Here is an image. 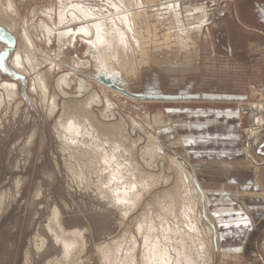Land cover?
I'll list each match as a JSON object with an SVG mask.
<instances>
[{
    "label": "rangeland",
    "instance_id": "obj_1",
    "mask_svg": "<svg viewBox=\"0 0 264 264\" xmlns=\"http://www.w3.org/2000/svg\"><path fill=\"white\" fill-rule=\"evenodd\" d=\"M57 1L16 0L20 17L33 31L37 47L49 56L56 55L61 47L57 36L50 40L45 32L40 34V31H34L39 28L40 20L47 21L44 12L50 7L57 8ZM80 1L95 13L94 18L102 21L121 18L120 11L123 9L115 11L108 0ZM112 1L119 3V0ZM168 5H171L169 9H173L186 26L200 21L198 16L205 18L200 30H192L194 39L191 37L192 45L189 48L195 58L190 65H177L178 62H188L187 59L191 58H187L183 51H180L181 56H175L177 52L173 42H166L163 38L166 26L175 23L167 12ZM144 6L148 25L136 27L137 58L132 60L138 75L125 83L130 92L152 97L146 100L128 98L106 90L105 94L115 104L114 108L102 115L100 111L104 109V102L92 106L96 121L106 125L121 118L124 124L122 127L125 128L126 137L121 140L118 148L116 143L110 141L108 134L99 136V141L105 148L104 159L114 154L119 164V167L115 166L116 170H122L123 173L127 168L138 170L139 173L136 172L132 179L137 177L139 180L143 179V183L144 180L147 181L145 190L139 189V204L132 208L122 207L117 199V195L122 194L123 190L135 192L136 187L127 184L132 181L131 177L125 175V178L113 182L110 178L114 167L104 163L102 156L97 161L91 156L82 155L75 146L68 147L64 142L62 144L55 130L64 100H81L93 91L104 96L102 87L96 81H89L84 75L71 70L74 67L72 60L76 59L85 63L80 67L85 74L97 73L90 52H86L87 38L85 40L76 34L71 45H63L64 53L60 60L63 65L52 68V75L48 79V95L43 102L38 89L37 92L29 90L32 89L31 77L34 75L17 72L10 64L9 59L17 48L15 36L10 34L13 36L12 44L0 36V54L7 53L0 58V94L3 93L2 81L14 82L18 89V96L14 100L3 94L0 102V264H69L66 259L69 257L66 253L69 249L73 250L71 252L78 264H105L104 255L107 250H113L115 245L126 241L129 246L134 236L140 244L139 240L145 230H150L151 235L165 240L169 245L168 240L163 239L162 225L169 223L174 216L173 212H169L170 206L173 205L176 210L184 204L188 205L190 200V197L181 199L178 195L172 199L173 195L169 194L170 188L180 176V168L175 161L190 175L193 174V163L188 161L184 141L186 137L178 133L172 118L190 115L197 108L230 105L238 107L236 100L198 97L203 94L264 100V93L261 91L252 93L253 88L264 89V0H156ZM198 8L202 10L199 11ZM155 10L158 12L154 14ZM52 17L57 22V15L52 14ZM47 22L50 24V21ZM83 22L86 21L77 20L57 27L77 29ZM4 31L3 29L1 33ZM152 50L160 53L156 55V59L166 57L168 62H150L143 66V58H151ZM41 58V55L37 56L38 60ZM49 67H52L50 62L44 60L40 70L45 71ZM117 71L118 69H114L111 75L117 74ZM62 74H69L73 81L70 86H63L65 93L56 89V79ZM80 78L90 86L88 91H78ZM251 95H254L253 98ZM170 98L173 100H165ZM54 99L56 107L50 112ZM239 112L237 111V115L247 116L249 121V125H242L240 133L244 158L254 163L252 155L256 160L254 164L258 166L257 162H264V156L256 153L264 142V122L259 127L249 115ZM159 113L170 125H156L154 115ZM151 137L158 140L156 145L151 143ZM176 138L179 143L175 142ZM86 140L92 142L91 137ZM155 146H160L161 149ZM151 151L153 156L147 154ZM123 165L127 166L126 170ZM99 187L105 188L107 195L103 196ZM115 189L117 191L112 192ZM241 206L247 214L246 205L241 203ZM200 210L202 223L199 226L205 232L206 241L209 243L212 236L215 244V235L209 234L205 227L211 226V222L207 219L204 207L200 206ZM207 211L217 222L208 203ZM55 215H58L59 220L56 221ZM139 225L144 228L143 234L137 232ZM249 237L252 238L249 249L244 254L233 252L240 255V259L230 258L224 261L225 264H264V223L256 227L254 235ZM62 239L68 244L72 242L65 247ZM172 244L175 245L173 242ZM139 249L140 251L136 249V258L141 256V245ZM208 249L210 250L205 246L201 256L194 253L196 264H221L215 246L211 251Z\"/></svg>",
    "mask_w": 264,
    "mask_h": 264
},
{
    "label": "bare ground",
    "instance_id": "obj_2",
    "mask_svg": "<svg viewBox=\"0 0 264 264\" xmlns=\"http://www.w3.org/2000/svg\"><path fill=\"white\" fill-rule=\"evenodd\" d=\"M154 1L156 0H126V1L119 0V3L116 2L114 3L112 0H108V2H110V5H116V7H113L115 11L123 9L122 11H120L121 18L117 17L112 21L111 20L102 21L99 20L98 18H94L95 13L86 6H84L80 0H58L57 8L50 7L48 11L44 12L45 17L47 21H50V24L45 20H40L38 24L39 28L38 29L36 28L34 31V32L40 31V34L41 32L42 33L45 32L48 35V39L50 40L51 37L57 36V40L60 43L61 47L58 48L56 55L49 56L43 53L42 51H40L39 47H37L38 45H36L35 38L33 36V31L29 29V27L20 17L18 10L19 8L16 0H0V26L2 27V28L0 27V36L5 38L3 33H1L4 29L7 33L14 35L17 40L16 41L17 48L14 54L12 55V57L9 59L10 64L12 68L17 72L34 75L33 77H31L33 83L30 86L32 89L29 90H32V92L34 91L37 92L38 89L43 102L46 100L48 95L47 94V87L49 82L48 79L50 78V75H52V68L55 65L62 64L60 60L64 53V51L62 50L63 45L66 44L71 45L74 39L77 37L76 34H78L81 38L85 40L87 38L86 52L87 53L90 52L94 60V66L97 73L93 75L85 74L82 70H80V67L83 66L85 63L81 60H76V59L72 60L74 67L71 68V70H73L74 73H80L84 75V77H86L89 81H96L99 84V86L102 87L101 90L104 92L103 93L104 96L102 97V95L98 94V92L96 93L95 91H93L91 94L85 96L81 100L80 99L79 100L66 99V101L64 100L63 103H61L62 113L55 125V130L58 138L61 139L62 144L64 142V144H67L68 147L75 146L76 149L80 151L82 155L88 157L91 156V158L97 159V161H100L99 157L102 156L101 160L104 163L109 164L111 167H114V169H112V172L114 173L110 178L113 182H118L120 179L125 178V175L127 177L129 176V178L131 177L130 179H132L135 176V173L138 172V170L133 169L134 171H132V169L130 170V168H127L126 170L125 169L127 167L126 165H125L126 167L123 165L124 169L126 170L125 171L123 169L125 171L124 173L122 172V170L121 171L116 170L115 166L119 167V164L117 160L114 158V154L111 156H106V158L104 159L105 148L102 145V143L99 141V136L102 134H108L110 141L113 144L116 143L117 144L116 146L118 148L119 146H121L120 145L121 140H123L126 137L124 131L125 128L123 129L122 127V125L124 124L122 123L121 118L116 122L106 125L99 123L95 119L96 116H94L93 114L94 112L92 111V106L94 104L104 102V109L100 111L102 115L104 113H105L104 115H106L105 111L107 110L109 111L114 108L115 104L112 102L111 99H109L108 95L105 94L106 90L108 91L112 90V92H116L118 93V95H124V96L126 95L128 98H137L142 100L149 99L146 97H137L136 96L137 94H134L128 90L129 87L125 82H128L129 79L130 80L134 79V77L138 75V71L136 70V67H134L135 64L132 63V60L133 59L135 60L137 58L136 49L138 46H137L136 27L148 25L147 17H146L147 11L145 10L144 5L147 3H152ZM169 8L171 7H168L167 12L170 15L169 17L175 20V23L168 25L166 24L167 26L165 28V33L163 34V38H165L166 42L169 41L173 42L176 48L175 50L178 53V54L175 53L174 54L175 56H181L180 51H183L184 54L187 55V58H191V59H187L189 60L188 62L186 61H184L185 63L178 62L177 65H181V64L190 65L191 61H193V58L195 57L192 51H190L191 48H189L192 45L191 44L192 30L193 29L200 30L202 22L198 21L200 22L199 25H196L194 27L188 24H187L188 26H186L183 24L182 21H180L178 14L173 12V9L171 11V9ZM157 12L158 10L153 11L154 14ZM52 14L57 15V22H55L56 20L54 21ZM154 16L158 17L159 15H154ZM77 20L79 21L83 20L86 22L80 23L77 29H72L70 27L59 29L60 27H57L58 25L70 23ZM74 25H76V23ZM171 37H173L174 39L173 38L170 39ZM0 51H2L1 45H0ZM157 51L158 50L153 51L151 58H147L145 56L143 58L144 60L142 65L144 66L145 64L150 62H155L156 64L167 63L168 58L166 57L164 59H156V55L160 54L157 53ZM160 52L163 51L160 50ZM38 55H41L42 57L41 60L37 59ZM4 56H5L4 53L0 54V58ZM44 60H48L52 65V67L51 68L49 67L45 71L44 70L42 71L40 70L41 69L40 66ZM0 63H1V59H0ZM114 69H118V71L116 72L117 74L111 75ZM101 76L105 78H109L112 81V83L103 82L102 80H100ZM78 82L79 83L77 88L79 92L88 91L90 86L87 84L85 80L80 78ZM72 83L73 81L70 79L69 74H62L56 79V87H57L56 89H59L58 90L59 92L61 91L65 93V91L63 90V86L65 85L68 87ZM1 89L3 93L0 94V102L2 100L3 94H5V96L11 100H14L18 96L17 84L14 82L2 81ZM259 91H261L262 94L264 93L263 88H260V90L253 88L252 93L257 94L260 93ZM199 96L211 100L214 99L236 100L238 101L237 102L239 109L238 111L240 112L242 111L243 113L249 115L250 119L255 121L258 126H261L262 123L264 122L263 121L264 113H262V110H264L263 99L251 100L245 98H235L228 95L219 96L213 94H203V95H198V97ZM253 96L254 95H251L252 98ZM165 100H173V99L170 98ZM244 103H246L247 105H244ZM55 107L56 104L54 99L49 111L53 112ZM162 117L163 116L161 113L154 115V121L156 125H164V126L170 125V123L165 122ZM130 121L132 124H134L133 120ZM87 137H91L92 142L90 141L88 142L86 140ZM150 140L151 143L154 145H156L155 143H158V140L155 137H151ZM175 142L179 143V139L176 138ZM155 147L161 149L160 146H155ZM147 154H149V156L154 155L152 151ZM175 164L180 168L179 169L180 176L177 178V181L175 182L174 186L170 188L169 194L171 193L173 195L172 199H174V197L178 195L181 199H186V197H190V200L187 202L188 205L185 206L184 204V206H181L179 209L176 210L173 205L170 206L169 212H173L172 214L174 216L170 218L172 220L169 223L165 222L166 224L162 225L163 239L168 240L170 244L168 245L165 240H160L158 237L155 238V236L151 235L150 230H145L144 232V228L141 227V225H139V227L137 226L138 227L137 232L138 233L142 232V234L144 232L142 238L140 237L141 238L139 240L140 244L138 243L137 241L138 239L136 236L133 237L132 244H129V246L126 244L127 241L124 243L121 242L120 245L114 244L115 248L113 250L112 249L107 250V253H105V255L104 253H102L106 260L105 264H196L195 254L197 256H201L202 255L201 253L205 250V246L206 248L207 246L210 248V250L208 249L209 251H211V249L213 250L215 246V249L219 253V257H220L219 263L221 264H225L224 261L230 258L232 260L240 259L241 257L240 255L227 253L222 249V245L219 240L220 237L218 236L217 223L214 217L210 213H208L206 206L208 203V193L211 191L210 190L208 191L202 187V183L197 175V172L199 170L198 166L195 164H191L193 168V174L190 175V173H188L185 169L182 168V165L178 161H175ZM252 165L255 169H257V165H255L254 163H252ZM123 166L121 167L123 168ZM139 179H137V177L136 179L135 178L132 179V181L131 180L129 181V179H127V181H129L127 184L129 185L133 184L136 187V190L135 192L132 190H131L132 192H130L129 190H123L122 194L117 195V199L120 202L119 205H122V207L126 206L132 208V207H136L139 204V200L141 199L140 198L141 194L139 193V189L143 191L145 190L144 186L147 185L146 180H144L145 183H143V179L142 178H141L142 180ZM140 181H142V184ZM99 190L103 196L107 195L108 191H106L105 188L99 187ZM116 191H117L116 189L112 190V192H116ZM142 191L140 192L142 193ZM218 191L223 193L224 189H220ZM238 195H239L238 196L239 199L243 201L245 199H250L255 197L256 194L249 195L247 193L240 192L238 193ZM200 206L204 207L205 214L207 215V219H209L211 222V226L205 225V227L209 234L215 235L214 236L215 244L212 236L209 239L211 243L210 242L208 243V241H206L204 235L205 232H203V229L200 228L199 226V224L202 223ZM55 218L56 221L59 220L58 215H55ZM57 237L60 238L61 236L57 235ZM128 241L131 240L128 239ZM71 242H69L68 244V242H65L63 240L62 244H64L65 247H68L71 244ZM172 242L175 244L174 246ZM140 245L142 248L141 256L139 258H136L135 257L136 249L138 248V250L140 251L139 249ZM194 245H196V247H194ZM111 247H113V245ZM101 249H103V247ZM71 251L73 250L69 249L68 251H66V253H68L67 255L69 256L66 259H68V261L70 262L69 264H76L77 261L75 260ZM118 251L120 252L119 254Z\"/></svg>",
    "mask_w": 264,
    "mask_h": 264
},
{
    "label": "crops",
    "instance_id": "obj_3",
    "mask_svg": "<svg viewBox=\"0 0 264 264\" xmlns=\"http://www.w3.org/2000/svg\"><path fill=\"white\" fill-rule=\"evenodd\" d=\"M237 108L231 105L197 108L190 115L172 121L178 133L186 137L188 161L198 166L202 187L211 191L208 207L217 219L222 249L244 254L252 241L249 236L264 223V162H257L255 169L244 158L240 133L242 125H249V121L247 116L237 115ZM256 153L264 156V142ZM251 158L256 162L252 155ZM220 189L224 192H219ZM240 192L256 195L242 201L238 197ZM241 203L246 205L247 214ZM224 224L229 226L223 227Z\"/></svg>",
    "mask_w": 264,
    "mask_h": 264
},
{
    "label": "water",
    "instance_id": "obj_4",
    "mask_svg": "<svg viewBox=\"0 0 264 264\" xmlns=\"http://www.w3.org/2000/svg\"><path fill=\"white\" fill-rule=\"evenodd\" d=\"M3 35L5 36V39L6 40H9L10 41V42H7V43H9V44H12L13 43V37L9 33H7V32L4 31L3 32ZM5 39L2 38L1 40L2 41H5ZM5 54L7 55V53H5ZM0 66H1V63H0ZM100 80H102L103 82H106V83H112V81L109 78H105L103 76L100 77ZM136 94H137L136 95L137 97H146V98H151L152 97L151 95H143V94H138V93H136Z\"/></svg>",
    "mask_w": 264,
    "mask_h": 264
},
{
    "label": "flooded vegetation",
    "instance_id": "obj_5",
    "mask_svg": "<svg viewBox=\"0 0 264 264\" xmlns=\"http://www.w3.org/2000/svg\"><path fill=\"white\" fill-rule=\"evenodd\" d=\"M198 10L201 11L202 8H198ZM263 12H264V11H263ZM263 12H262V14H264ZM198 17H199V20H200L201 22L204 23L205 18H204L203 16H198ZM199 23H200V22H197V23H194V24H192V25H190V26H193V27H194V26H196V25H199ZM201 26H202V25H201ZM200 29H201V27H200ZM194 58H195V57H194ZM194 58H193V59H194Z\"/></svg>",
    "mask_w": 264,
    "mask_h": 264
},
{
    "label": "snow or ice",
    "instance_id": "obj_6",
    "mask_svg": "<svg viewBox=\"0 0 264 264\" xmlns=\"http://www.w3.org/2000/svg\"><path fill=\"white\" fill-rule=\"evenodd\" d=\"M112 7H116V5H110ZM168 7H171V5H168ZM229 225L228 224H224L223 227H228Z\"/></svg>",
    "mask_w": 264,
    "mask_h": 264
}]
</instances>
